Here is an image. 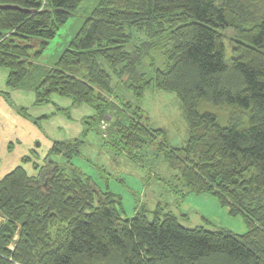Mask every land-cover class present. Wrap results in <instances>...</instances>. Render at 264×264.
Listing matches in <instances>:
<instances>
[{"label":"trees","instance_id":"16d2710c","mask_svg":"<svg viewBox=\"0 0 264 264\" xmlns=\"http://www.w3.org/2000/svg\"><path fill=\"white\" fill-rule=\"evenodd\" d=\"M82 1L0 0L15 6L0 8L8 87H31L36 105L58 95L94 112L36 174L16 166L0 178V264H264V0H97L34 78ZM148 89L176 95L182 146L132 101ZM89 131L117 156H161L181 187L215 196L246 231L187 228L161 204L122 217L120 195L74 162Z\"/></svg>","mask_w":264,"mask_h":264},{"label":"rangeland","instance_id":"374dc122","mask_svg":"<svg viewBox=\"0 0 264 264\" xmlns=\"http://www.w3.org/2000/svg\"><path fill=\"white\" fill-rule=\"evenodd\" d=\"M96 1L83 0L75 13L59 28L40 57L38 71L35 72L38 75L35 74L34 78L42 74L41 68L52 66L78 31L86 13ZM259 3L262 4V0ZM84 6L88 8L87 11L82 9ZM28 95L29 93H24L26 100L29 99ZM26 100L24 104L27 105ZM29 100L32 98L30 97ZM132 101L136 103L135 106L144 110L150 127L164 129L170 146L178 147L184 144L187 138V125L181 114L178 99L173 92L148 89L141 100L132 99ZM68 105L70 106L68 98L52 95L50 103L37 107L40 116L53 113L51 119L50 117L46 118L47 120L43 117L35 119L36 128L32 126L36 123L33 119L35 123L29 119L22 122L18 120L14 139H5L4 142H0V177L16 166H23L29 174L37 173L33 161L44 165L46 149L52 142L62 140L65 136H71L72 133L63 125L65 119H70L71 115L74 121H70V125L71 123L72 125L79 124L80 119L74 118L71 107L65 112L56 110L59 107H69ZM29 106L28 112L36 108ZM32 115L36 116L34 113ZM58 125L62 127L58 129ZM73 135L76 137L77 134ZM91 137L95 136L90 134L87 136L88 140L85 139L81 155L75 158L74 162L83 172L92 177L97 187L120 195L122 217H131L135 209L141 205H146L148 210L153 211L157 204H161L174 213L179 223L187 228L203 227L207 230H223L236 234L246 231L243 217L239 214L230 215L228 208L222 206L215 196L192 193L181 187L176 180L175 172L167 167L161 156L156 158L153 151L151 153L145 149L143 156L140 157L141 161L135 162L126 155L117 156L113 149L101 144L96 146L95 152V149L91 147ZM88 142L90 145L86 146ZM101 149L100 154L98 151ZM104 150L111 153L108 159L103 156ZM25 157L31 159L23 161ZM51 231L54 233V230Z\"/></svg>","mask_w":264,"mask_h":264},{"label":"crops","instance_id":"0c3cea01","mask_svg":"<svg viewBox=\"0 0 264 264\" xmlns=\"http://www.w3.org/2000/svg\"><path fill=\"white\" fill-rule=\"evenodd\" d=\"M8 74H9L8 69H6L4 67H0V142H4L5 139H11V140L14 139L13 136L16 135V126L18 124V120H20L22 122V121H25L27 119H29V120L33 119L35 121V119H40L42 117L45 118V119L46 118L48 119L49 117L51 119V117H53V113L52 114L51 113L42 114L41 116L39 115L40 111H39V109L37 107H41L44 104L43 105H36L35 104V102H34L35 101V94H34V91H33V89L31 87H16V88L8 87V85H7ZM25 92L29 93V95H28L29 99L31 97L32 100H29V99L26 100L25 99V96H24ZM24 100L27 101V103H28L27 105L24 104ZM50 102H51V99H50ZM28 105H32L33 107H36V108L35 109L33 108V111L30 110V112H28V109L30 108V106L28 107ZM66 107L65 108L59 107V108H56V110H63L65 112L68 108L71 107L72 108L71 110H72V113L74 115V118L76 120H78V119H80V120H78L79 124L72 125V123H71V125H70L69 122L70 121H74V119L71 118V115H70V119H65L63 125L66 126V128L72 134H71V136H65L64 139H62V140H72V139H75V138H80L82 136V134H83L84 129H85L84 121H85V119H87V117H90L94 113L93 109L90 106L86 105V104L73 106L71 100H70V106L67 107V108ZM18 108H24L26 110L27 116L26 117L22 116L17 111ZM32 113H34L36 116L34 117L32 115ZM66 120H69V121L67 122ZM36 124H37V122L34 125H32L33 128H36V126H37ZM60 127H62V126L58 125L57 128L59 129ZM21 132H22V130H21ZM73 134H75V135L77 134L76 137ZM89 134L95 136L93 138L91 137L92 139H90V141H91V144H92L91 147L94 148L95 152H96V150H97L96 146L101 144V139L95 133H93L91 131H89L88 135ZM87 136H86V138H87ZM62 140H56V141H62ZM86 140H88V139H86ZM54 142H52V144ZM52 144L46 149L47 152L51 148ZM89 145L90 144L88 142L86 146H89ZM82 146H85V145L83 144ZM82 146H81V148H82ZM47 152H46V154H47ZM98 152L101 154L102 149L99 150ZM103 152H105V154L104 155L102 154V155L106 159H108L110 157L111 153L108 150H106V151L104 150ZM26 158H28V160L31 159L30 157H26ZM34 163H36V162L33 161V166H34ZM7 173H5V174H7Z\"/></svg>","mask_w":264,"mask_h":264},{"label":"built area","instance_id":"2783aa9c","mask_svg":"<svg viewBox=\"0 0 264 264\" xmlns=\"http://www.w3.org/2000/svg\"><path fill=\"white\" fill-rule=\"evenodd\" d=\"M106 126H107V123L104 122V121H102V122H101V125H100L101 129H105Z\"/></svg>","mask_w":264,"mask_h":264},{"label":"water","instance_id":"95a60500","mask_svg":"<svg viewBox=\"0 0 264 264\" xmlns=\"http://www.w3.org/2000/svg\"><path fill=\"white\" fill-rule=\"evenodd\" d=\"M8 7H15V6H11V5H1L0 4V8H8Z\"/></svg>","mask_w":264,"mask_h":264}]
</instances>
